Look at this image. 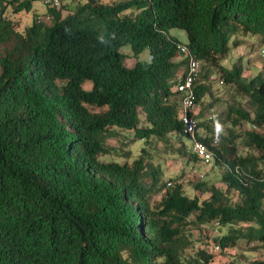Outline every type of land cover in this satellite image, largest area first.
Returning <instances> with one entry per match:
<instances>
[{"label":"trees","instance_id":"obj_1","mask_svg":"<svg viewBox=\"0 0 264 264\" xmlns=\"http://www.w3.org/2000/svg\"><path fill=\"white\" fill-rule=\"evenodd\" d=\"M33 1L0 0V264H211L240 244L224 264H264V73L226 61L264 46V0H82L65 16L43 4L48 23L18 32L6 9ZM176 44L200 64L195 104L225 92L222 111L194 115L209 167L184 144ZM124 46L148 61L126 67ZM152 142L190 170L218 168L222 187L164 178Z\"/></svg>","mask_w":264,"mask_h":264},{"label":"rangeland","instance_id":"obj_2","mask_svg":"<svg viewBox=\"0 0 264 264\" xmlns=\"http://www.w3.org/2000/svg\"><path fill=\"white\" fill-rule=\"evenodd\" d=\"M82 0H62L61 1V7L60 12L61 16H65L68 12H71L73 7L81 3ZM102 2H109L113 0H101ZM5 16L7 19L10 20L15 30L18 32L23 31L24 28L28 27L31 23V20L35 17L39 19L40 21H44L48 23V16H47V8L42 4L40 0H35L31 4V10L29 12H20L17 14H13L11 7H8L6 9ZM170 36L174 37L178 42L180 43H186V38L184 33L181 30L178 29H171L168 33ZM247 41H250V39H246ZM246 41V42H247ZM260 51L263 52V57L260 56ZM119 52L125 56L124 59V65L126 67H130L134 64V62L137 61H145L147 62L148 57V51L145 49L141 53L134 56L129 47L124 46L119 49ZM239 59L241 67L243 69V76H253L257 74L258 72L262 71L264 73V46L258 47L255 49H250L249 43H244L243 45L231 50L228 53L227 56V63L230 65L235 60ZM175 62L179 61V58L174 59ZM180 73V70L179 72ZM221 85L218 83L213 85V97H216L220 99L221 101L214 104L212 110H206L205 104L206 102H209V99L202 100L204 103L201 105L195 104L193 113L197 117L200 116L201 113H203V118L207 119L208 117L212 116V114L222 111L224 108V100H225V92H223L220 88ZM83 88L88 89L89 83L86 82V84L83 85ZM107 144L116 147L119 144L116 143L115 140H108ZM184 144L190 148L191 143L185 139ZM143 148L147 147V144L143 143ZM148 148L149 155L152 159L158 160L160 163V167L162 171L164 172V178H168L170 176H173L174 174H179L180 172L184 173V178L189 180H195L196 178H201V180H210L212 181L216 187L221 188L222 184L219 180V172L220 170L218 168L214 170H207L206 168L200 166L199 164L192 163V170H190L189 165L185 166L183 161L181 159L179 160H172L170 157L163 156V150L164 148L159 142H152ZM126 149V148H125ZM126 150H129L131 157H136L141 153V142L137 141L132 143L131 145H128V148ZM103 160H113L116 162H123V159L119 157H115L114 155H111V157H105ZM157 197H152L151 202H156ZM193 235L196 236V231H192ZM198 247V246H197ZM201 247V245H200ZM248 247L240 244L239 249H229L224 251L223 254L219 253H210L213 257L211 264H224L227 261V258L230 256H233L235 252L239 254L241 251L245 252L247 251ZM210 250V249H209ZM213 252V251H212ZM250 254V253H248ZM253 258H257L258 255L253 254ZM261 259H264V256L261 257Z\"/></svg>","mask_w":264,"mask_h":264},{"label":"built area","instance_id":"obj_3","mask_svg":"<svg viewBox=\"0 0 264 264\" xmlns=\"http://www.w3.org/2000/svg\"><path fill=\"white\" fill-rule=\"evenodd\" d=\"M42 4L48 8L57 9L61 0H40ZM176 51L178 55L185 60V73L182 80L178 82L174 90L181 94L179 120L183 129V133L188 135L191 141V153H193L203 166L209 167L212 164V154L208 151L206 146L195 139L196 119L194 118L193 109L195 106V94L193 90V83L198 78L200 64L190 54L185 45L176 44ZM217 250V248H214Z\"/></svg>","mask_w":264,"mask_h":264},{"label":"clouds","instance_id":"obj_4","mask_svg":"<svg viewBox=\"0 0 264 264\" xmlns=\"http://www.w3.org/2000/svg\"><path fill=\"white\" fill-rule=\"evenodd\" d=\"M180 57V56H179ZM181 58V57H180Z\"/></svg>","mask_w":264,"mask_h":264}]
</instances>
